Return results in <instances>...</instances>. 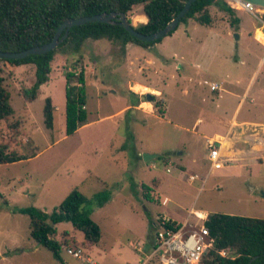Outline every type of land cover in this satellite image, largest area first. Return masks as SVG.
I'll return each mask as SVG.
<instances>
[{"label": "rangeland", "instance_id": "obj_1", "mask_svg": "<svg viewBox=\"0 0 264 264\" xmlns=\"http://www.w3.org/2000/svg\"><path fill=\"white\" fill-rule=\"evenodd\" d=\"M210 13L212 28L191 19L148 48L127 44L122 50L89 39L80 56L56 54L49 82L32 102L21 91L32 86L34 66L0 63L14 110L0 122V144L26 157L0 165V264H85L63 250L58 263L30 238L29 218L18 212L36 208L50 213L74 190L88 201L83 210L101 231L98 245L83 246L84 254L101 264H143L149 253L143 249L154 239L150 221L156 212L183 218L193 207L206 214L264 220V165L228 160L209 172L204 138L226 133L252 76L236 122L264 124L263 21L236 11L240 23L234 27L224 12L211 7ZM126 18L135 28L145 22L139 6ZM81 71L89 124L66 135L64 76ZM135 83L150 89L143 90L144 101L153 105V114L126 108L139 101L128 92ZM212 83L221 89H210ZM46 98L56 107L52 129L44 125ZM142 154L161 159L144 163ZM192 175L198 179L190 181ZM142 185L156 189L155 194ZM104 190L110 197L99 207L95 195ZM158 197H167V205L158 206ZM56 231L61 247L77 248L75 242L83 241L70 223L56 225Z\"/></svg>", "mask_w": 264, "mask_h": 264}, {"label": "trees", "instance_id": "obj_2", "mask_svg": "<svg viewBox=\"0 0 264 264\" xmlns=\"http://www.w3.org/2000/svg\"><path fill=\"white\" fill-rule=\"evenodd\" d=\"M187 0H0V51L21 52L33 47L48 44L57 29L64 22L94 15L111 13L129 14L134 7H141L146 23L136 27L139 33L150 35L163 29L180 12ZM215 7L231 18V26L240 23L226 0H198L192 4L180 24L193 20L199 25L212 27L213 17L210 8ZM264 20V16H263ZM130 23V21H128ZM178 25V26H179ZM177 29V28H176ZM65 30L61 36L64 35ZM173 32H170V36ZM106 40L118 44L125 50L127 44L148 48L162 39L146 43L139 42L117 24L88 23L69 29L67 38L56 49L44 55L28 56L21 60H2L0 63L10 66H34V82L23 89L21 96L26 102L36 99L38 90L49 82L51 63L56 54L81 55V49L87 40ZM1 74V69H0ZM65 134L71 135L77 129L88 124L85 112L86 92L83 71L79 74H65ZM0 76V122L8 121L14 114L9 101V93L3 86ZM54 107L50 98L43 106L44 125L52 129ZM17 129V128H15ZM18 132V130H15ZM26 157L9 150L7 144H0V165L23 161ZM140 159V157H139ZM158 159H161L159 157ZM142 188L149 191L145 185ZM107 190L95 195L96 204L102 207L109 200ZM145 199L150 201L148 194ZM88 201L74 190L50 213L36 208L20 209L18 212L29 218V236L40 247L48 250L53 258L62 263L61 244L55 239L56 225L70 223L79 232L83 241L75 242L79 247L97 246L101 237L99 226L83 210ZM153 226V220L150 221ZM209 236L213 240L211 249L203 256L200 264H264V220L226 214H208L204 222ZM149 247H151L149 243ZM226 251L221 257L219 252Z\"/></svg>", "mask_w": 264, "mask_h": 264}, {"label": "built area", "instance_id": "obj_3", "mask_svg": "<svg viewBox=\"0 0 264 264\" xmlns=\"http://www.w3.org/2000/svg\"><path fill=\"white\" fill-rule=\"evenodd\" d=\"M226 2L232 10L242 11L255 19L262 20L264 27V7L243 0H226ZM261 32L263 33L262 29ZM211 88L212 90H218L219 86L212 84ZM238 127L241 133H249L256 145L260 149H264V126L241 124ZM205 141L210 168L220 169L222 167L220 142L213 138ZM165 203L166 200L162 202V204ZM188 216H193L201 224L199 226L191 224L190 219L183 223H176L164 215L155 217L153 221V227L155 228L154 239L151 247H149L147 258L144 260L145 263L149 264L152 260L157 259L159 264H200L203 256L211 249L213 240L204 226L207 216L197 211H190ZM61 249L67 255L85 264H101L85 255L82 247L67 248L63 246ZM219 254L221 257L227 256V252L224 250L219 252Z\"/></svg>", "mask_w": 264, "mask_h": 264}, {"label": "crops", "instance_id": "obj_4", "mask_svg": "<svg viewBox=\"0 0 264 264\" xmlns=\"http://www.w3.org/2000/svg\"><path fill=\"white\" fill-rule=\"evenodd\" d=\"M146 20L147 19L145 17V22L142 21L140 23L144 24V23H146ZM209 28H212V27H209ZM252 80H253V76L251 77V79H250L245 91L243 92L242 97L240 98V101H239V103H238V105H237V107L235 109V112H234V115H233V119H232L230 125L228 126L226 133L223 136L216 134V135H214L212 137L213 139L218 140L220 142V156H221L220 157V159H221L220 161L222 162V166H223V162L224 161H228V160H233V161H235L237 163L238 162H249V161H252V163L258 162L260 164V166L264 165V149H260L259 146L256 145V143L254 142L253 139H251L247 135H244V133H241V130L238 127V125H241V124H252V125H258V126H264V124L255 123V122H240V123L236 122V116L238 114L240 105H241L242 101L244 100V98H246L248 96V88H249ZM212 84H215V83H212ZM211 85H210V89H212ZM146 88L147 87H145V86H143V85H141L139 83H135L134 85H131L129 87V89H128V92L131 93L134 97L138 98L139 101L134 100L133 101V105L127 106L126 108H130V109H133L135 111H140L143 114H149V115L153 114V112H154L153 105L151 103H146L144 101V99L147 98V94H146L147 92H143V90L146 89ZM147 89L150 90L149 88H147ZM220 89L221 88L219 86L218 91ZM153 91L155 93L159 94L158 91H156V90H153ZM54 111H56V107H54ZM197 123H199V121ZM88 124L84 125L83 127L87 126ZM83 127H81V128H83ZM79 129H77V130H79ZM204 138L207 139V137H204ZM236 144H238V146L243 147V149L240 150L238 148H235ZM227 157H229V158H227ZM156 158L158 159L159 156L157 155ZM169 163H170V161H169ZM212 170L213 169H211L209 167V172L212 171ZM193 177H194V179H192ZM189 179H190V181H195L196 179H198V176L197 175H192V176L189 177ZM150 190H151V188H150ZM151 191H152L153 194H155L156 189H154V190L152 189ZM158 200H160L158 206H162L163 207L166 203H168V198L167 197H163V198L158 197ZM164 200H166V203L162 204V202ZM143 207L146 210L145 206H143ZM190 211L201 212L205 216L208 215V214L204 213L201 210L194 209L193 207L190 208V210L188 211V214H189ZM159 215L168 216L169 218H171L176 223H183L187 219H189L188 215L184 216L183 218H180V217L177 218L178 216L176 214H171V213H169V211H167V212L160 211V212H156L155 214H153V219L152 220L154 221L155 217H157ZM149 216H151V215H149ZM142 263L143 264H147V263H145V261H143Z\"/></svg>", "mask_w": 264, "mask_h": 264}, {"label": "water", "instance_id": "obj_5", "mask_svg": "<svg viewBox=\"0 0 264 264\" xmlns=\"http://www.w3.org/2000/svg\"><path fill=\"white\" fill-rule=\"evenodd\" d=\"M196 1L198 0H187L184 3L180 12L173 18V20L169 24H167L160 31L150 34V35H145V34H142L136 31L135 27L132 26L130 23H128L126 15L123 13H119V14L111 13L108 15H94L90 17L71 19V20L64 22L57 29L53 39L48 44L38 46V47H33L28 50H24V51L16 52V53L0 51V59L2 60H21V59H24L32 55L38 56V55L47 54L48 52L56 49L62 42H64V40L67 38L68 31L70 28L74 26L85 25L88 23L117 24L139 42H146V43L154 42V41L165 38L166 36H168L170 32H173L174 30H176V28L179 25L180 20L188 13L190 7ZM243 1L264 7L263 0H243ZM64 30H65V33L64 35L61 36ZM156 157L157 155L142 154V160L144 163H148L149 161L155 159ZM263 198H264V193H263ZM148 249H149V245H145L143 249V253H146ZM254 259L255 258H253L249 264H251Z\"/></svg>", "mask_w": 264, "mask_h": 264}]
</instances>
